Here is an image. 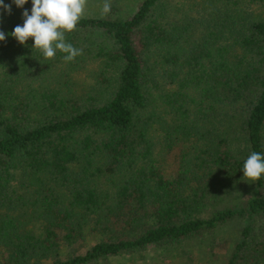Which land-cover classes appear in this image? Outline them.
<instances>
[{"label":"trees","instance_id":"1","mask_svg":"<svg viewBox=\"0 0 264 264\" xmlns=\"http://www.w3.org/2000/svg\"><path fill=\"white\" fill-rule=\"evenodd\" d=\"M4 3L0 264H112L236 220L222 264H264V175L242 171L264 153V0L84 16L70 62L17 43L22 12ZM91 62L84 95L51 85Z\"/></svg>","mask_w":264,"mask_h":264},{"label":"rangeland","instance_id":"2","mask_svg":"<svg viewBox=\"0 0 264 264\" xmlns=\"http://www.w3.org/2000/svg\"><path fill=\"white\" fill-rule=\"evenodd\" d=\"M140 0H119V5H114V0H111L112 8L109 14L101 15L103 0H88L87 11L84 16L94 17H116L117 15L131 14ZM174 1V0H172ZM184 6L191 9L192 14L198 12L199 7L196 2L199 0H179ZM117 4V3H116ZM193 4V5H191ZM27 9L30 13L31 0L19 8L20 12ZM85 67V68H84ZM89 69H94L97 64L94 62L85 63L80 70H74L71 79L60 78L61 81L69 79V87L65 89L60 86L61 81L55 78L59 74V68L52 75L51 85L61 90L62 93L73 92V95H84L91 87L86 86L89 78ZM57 80V81H56ZM164 163L171 165V162L164 160ZM246 224L245 221L236 220L232 224L221 227L220 230H215L213 233H207L194 237L191 241H182L171 247H155L149 246L143 251L135 252L131 255L122 254L112 259V264H222L224 258L221 256L227 248L226 243L239 239L238 229ZM227 250V249H226ZM221 253V254H220ZM219 256V257H218Z\"/></svg>","mask_w":264,"mask_h":264},{"label":"clouds","instance_id":"3","mask_svg":"<svg viewBox=\"0 0 264 264\" xmlns=\"http://www.w3.org/2000/svg\"><path fill=\"white\" fill-rule=\"evenodd\" d=\"M28 0H12L17 8H23ZM88 0H31L30 13L22 12L23 24H17L10 35L20 45H25L31 38L32 49L42 52L44 58L54 59L57 51L64 53V61L70 62L82 55L83 50L66 42V33L77 29L79 21L87 11ZM111 0H103L101 15L111 12ZM0 9L11 14V5L0 0ZM6 34L0 31V42L5 41ZM243 177L256 182L264 175V153L253 151L243 163Z\"/></svg>","mask_w":264,"mask_h":264}]
</instances>
